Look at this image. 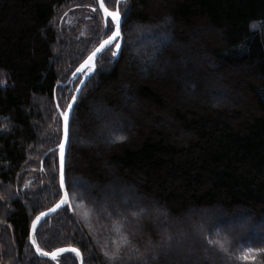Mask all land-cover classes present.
<instances>
[{
    "label": "trees",
    "instance_id": "16d2710c",
    "mask_svg": "<svg viewBox=\"0 0 264 264\" xmlns=\"http://www.w3.org/2000/svg\"><path fill=\"white\" fill-rule=\"evenodd\" d=\"M103 2L122 18L120 54L104 49L77 97L65 165L69 206L37 226V246L77 249L83 264H180V256L188 264L194 241L183 223L196 216L210 223L203 244L229 263L264 264V243L250 237L252 228L264 230V0ZM114 30L97 0H0V264H78L73 252L38 258L29 232L61 198V113L82 79L77 69ZM166 30L180 44L187 32L205 33L199 44L209 61L238 71L234 102L192 101L171 74L151 71L161 53L162 70L179 51L163 50L157 38ZM139 40L138 52L130 44ZM74 179L87 187L75 190ZM139 209L142 217L132 214ZM240 211L250 219L230 232L228 251L210 245Z\"/></svg>",
    "mask_w": 264,
    "mask_h": 264
},
{
    "label": "rangeland",
    "instance_id": "374dc122",
    "mask_svg": "<svg viewBox=\"0 0 264 264\" xmlns=\"http://www.w3.org/2000/svg\"><path fill=\"white\" fill-rule=\"evenodd\" d=\"M167 31L168 30H166V33L164 32L162 35H160V37L157 38L159 43H161V46H163V50L165 51L166 49L168 50L170 48H176L177 50V48H179V51L173 61H169L167 64L165 63V68L162 70L157 69V66L159 65L160 59L164 53H159V59L153 61L154 64L149 66L151 71H156V74L157 76L159 75V77L171 74L170 83L175 82L176 85L180 87V89H178L179 92L181 91L183 94L189 95V98L193 99L192 101H202L205 98L211 107H220V105H228L234 102L236 95H238L236 92L238 90L241 91L242 88L240 84H236L239 81L238 71L232 69L219 71V69H217V67L209 61L207 54H205L203 48L201 47L202 44H199V41L201 40L199 36L204 38L205 33L198 32V34H194L192 32H187L186 34H183V40L180 44L177 43L172 35L168 36ZM175 36L178 37L177 34H175ZM179 37L182 38V35ZM202 41L204 42V39ZM139 43H141V40L137 41L136 43L134 41L133 44L131 43L130 45H133L132 48L135 50L136 45ZM143 43L146 44L145 46L148 49L155 48V45L148 40H144ZM205 43H212V39L207 38ZM143 46L139 44L136 51H141ZM136 51L133 52L134 55H136ZM151 59L153 58L148 57L146 61L149 62ZM150 68H148V71ZM167 85L169 88L173 86V84L165 83V85H162V87H166ZM125 99L127 101H131L129 97ZM43 101L44 100H42L41 103ZM135 107L136 105L134 103V108ZM104 112H101L100 110L99 114L104 115ZM73 182L75 186H78L75 187V190L79 192V187H87L83 180L76 181V179H74ZM232 215L235 216L220 225L221 228H223L221 231H224L223 233L221 232L220 238L235 236L232 233L230 234V232L233 229H244L248 223V219H250V215H247L243 211ZM199 218L200 217L197 218L195 216L193 219H189L190 222L187 221V223L185 222L186 224L183 223L184 228L189 231V237H191L194 241V249L191 250V246H189L191 251H189L188 264H231L229 261H227V259L221 256V253L217 254L215 249L210 248L207 244H203L205 239L202 237L201 233L203 232V229L208 228L210 223L206 222V225H202L200 224ZM261 218L263 223L261 221V224L259 223V225L264 227V215ZM252 229L254 236L251 235V239L258 241L260 244L264 243V230L259 227ZM244 236H246V234ZM237 240H239L238 237ZM186 254V252L183 253V255ZM179 259L181 263L184 261L181 256ZM250 264H257L256 260L251 258Z\"/></svg>",
    "mask_w": 264,
    "mask_h": 264
},
{
    "label": "water",
    "instance_id": "95a60500",
    "mask_svg": "<svg viewBox=\"0 0 264 264\" xmlns=\"http://www.w3.org/2000/svg\"><path fill=\"white\" fill-rule=\"evenodd\" d=\"M97 3H98V7H99V9H100V11H101V13H102V15H103V18H104V19H109V20L112 22L111 17H105V14H104L103 10L100 8V0H97ZM119 16H120V15H119ZM122 24H123V22H122V19H121V16H120V37H118L115 41H113L112 44L107 45V46H113V45H115L116 43H119V42H120ZM106 40H107V39H106ZM105 47H106V46H105ZM98 48H100V46H99ZM101 50H102V49H101ZM101 50H100L99 52H96V50L94 51V52H96V55H95V57H94L93 60H92V64L94 65V67H93V69L91 70V73H90L88 76H86L85 78H83L82 81L80 82V84L78 85V88H77L76 93H75V95H74L75 99H72V101H71V103H70V104L72 105V107H71V109L67 108V110H66V112H65V113H67V116H68V128H69L70 119H71V116H72V111H73L74 105H75V103H76L77 97H78L80 91L82 90V88H83V87L86 85V83L88 82V80L93 76V74H94V72H95V63H96V59H97L99 53L101 52ZM116 53H117V56H119V54H120V48H119V49H116ZM91 55H92V54H91ZM91 55H90V56H91ZM90 56H89V57H90ZM89 57H88V58H89ZM88 58H87L85 61H87ZM85 61H84L81 65H83V64L85 63ZM80 68H81V66H80ZM80 68H79V69H80ZM87 71H88L87 68H84L82 71H78V75L80 76L81 74H83L84 72H87ZM61 121H62V142H61V144H63V163H62V164H61V148H60V147H59L58 154H57V156H58V172H59V176H58V178H59V188H60V192H61V198H60V200L58 201V203L55 204L52 208H50V209H48V210L42 212V213H44L45 215H41V213H40V214L37 216V217H40L39 220H37V217L35 218V220L31 223L30 232H29V244H30V246L32 247V249H33L34 253L36 254V256H37L38 258H40V259L51 260V261H55V260L51 259L50 256H44V255H41L40 253L37 252V250H36L37 243H36V246H34V245H33V240H35V242H36V238H35L36 228H37V226H38V225H39L44 219L49 218V217L55 215L57 212H59L60 210L66 208V207H68V205H69V199H68V203H66V204H61V200H63V199L65 198V193H66V187H65V165H66V153H67V149H68V134H67V138H65V136H64V117H62V120H61ZM61 173L63 174V187H61ZM58 204L60 205V207H57ZM34 224H35V228L33 227ZM70 249H71V248H67L66 251L60 253V254L58 255V257H59L60 255H62V254L72 252V251H70ZM54 252H56V251H54ZM73 253H74V252H73ZM58 257H57V258H58ZM77 257H78V262H79V264H83V261H82V259H81V256L79 255V256H77Z\"/></svg>",
    "mask_w": 264,
    "mask_h": 264
},
{
    "label": "snow or ice",
    "instance_id": "6c2138e0",
    "mask_svg": "<svg viewBox=\"0 0 264 264\" xmlns=\"http://www.w3.org/2000/svg\"><path fill=\"white\" fill-rule=\"evenodd\" d=\"M100 8L103 10L105 17H111L112 23L115 25V31H112V35L107 39L104 40L101 45L100 48L96 49V52H99L101 49H103L105 46L110 45L113 43V41H115L118 37H120V16H119V11H110L104 4L103 0H100ZM93 11H95V9H93ZM253 27H255V25H253ZM111 31V29H109ZM116 49L120 48V44L116 43L115 44ZM96 52H93L92 55L88 58L87 61H85V63L83 65H81L80 69H77V71H82L84 68H87L88 71H91L94 67V65L92 64V60L96 55ZM117 53L115 51L112 52V55L115 56ZM73 99H75V97H73ZM59 108V105L57 106ZM69 109H71L72 105L69 104L67 106ZM61 115L64 117V136L65 138H67V134H68V116L67 113H61ZM118 140H123L124 137H117ZM61 148V164L63 163V144L60 145ZM61 187H63V174L61 173ZM68 203V194L65 193V198L63 200H61V204H66ZM57 207H60V205L58 204ZM139 206H133L134 209H137ZM144 209H139V212L137 213V211H133V215H137L139 214L141 217L144 214ZM41 215H45L44 213H41ZM40 217H37V220H39ZM119 223V222H118ZM33 227L35 228V224L33 225ZM117 231H122V226L118 227L116 229ZM217 239L215 241L213 240H208V243L210 245H212L213 243H215V245L219 248V250L221 251H228V248L226 247L227 244V239L226 238H220V234L216 233ZM169 240L171 239V237L168 238ZM33 245L36 246V242L35 240H33ZM127 246V244L125 245ZM36 250L38 253H40L41 255L44 256H50L51 259L56 260L58 255L64 251H66V249H57L56 252L53 253H48V252H43L38 246L36 247ZM70 251L74 252L77 256L80 255L79 251L77 249H70ZM248 252H251V249L248 250ZM242 259H248L249 256L248 254H245L241 257Z\"/></svg>",
    "mask_w": 264,
    "mask_h": 264
}]
</instances>
